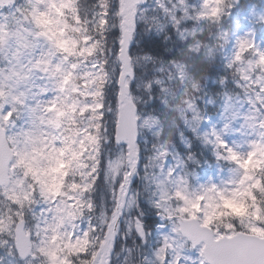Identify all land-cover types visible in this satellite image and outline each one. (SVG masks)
Here are the masks:
<instances>
[{
  "label": "snow or ice",
  "instance_id": "1",
  "mask_svg": "<svg viewBox=\"0 0 264 264\" xmlns=\"http://www.w3.org/2000/svg\"><path fill=\"white\" fill-rule=\"evenodd\" d=\"M147 4L0 0V264H264V3Z\"/></svg>",
  "mask_w": 264,
  "mask_h": 264
},
{
  "label": "rangeland",
  "instance_id": "2",
  "mask_svg": "<svg viewBox=\"0 0 264 264\" xmlns=\"http://www.w3.org/2000/svg\"><path fill=\"white\" fill-rule=\"evenodd\" d=\"M253 2L254 4L260 5L262 3H264V0H244L242 3L247 4H253L251 3ZM152 4V0L148 1V4L146 6H151ZM257 11H264V9L258 7ZM150 14H155V13H150ZM240 19V29L239 32L241 34H243L246 30H248L249 28H251L253 26V23L255 22V18L252 16H249L248 19H243L241 17H237ZM229 26L234 28V22H229ZM262 38H264V27H259L257 29V40H261ZM264 46V45H262ZM246 110V106L245 108H242L241 111H245ZM239 123L240 121H237L236 123V127H239ZM191 134V133H190ZM190 137V136H189ZM235 139H240L239 135H237L236 137H234ZM123 258V254L121 255V259ZM114 264H119V261L114 260Z\"/></svg>",
  "mask_w": 264,
  "mask_h": 264
},
{
  "label": "trees",
  "instance_id": "3",
  "mask_svg": "<svg viewBox=\"0 0 264 264\" xmlns=\"http://www.w3.org/2000/svg\"><path fill=\"white\" fill-rule=\"evenodd\" d=\"M251 3H253V2H251ZM144 50H145V49H144L143 44L140 43L139 41H138L137 43H134V45H133V47H132V51H133V52H136V53H142ZM186 135L191 136L190 133H186ZM181 147H182V145H181ZM195 147L198 148L199 145L196 144ZM128 243L131 244V240H129ZM117 250H119V243H118V245H117Z\"/></svg>",
  "mask_w": 264,
  "mask_h": 264
},
{
  "label": "water",
  "instance_id": "4",
  "mask_svg": "<svg viewBox=\"0 0 264 264\" xmlns=\"http://www.w3.org/2000/svg\"><path fill=\"white\" fill-rule=\"evenodd\" d=\"M132 47H133V45H132Z\"/></svg>",
  "mask_w": 264,
  "mask_h": 264
}]
</instances>
